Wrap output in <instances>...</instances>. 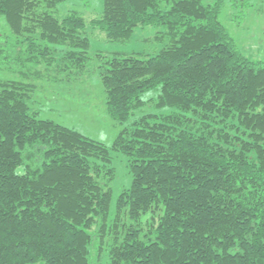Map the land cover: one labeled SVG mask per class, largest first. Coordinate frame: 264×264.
<instances>
[{
  "label": "trees",
  "instance_id": "trees-1",
  "mask_svg": "<svg viewBox=\"0 0 264 264\" xmlns=\"http://www.w3.org/2000/svg\"><path fill=\"white\" fill-rule=\"evenodd\" d=\"M62 1L0 0V67L27 78L0 80V264H264V60L239 50L226 0H103L90 20ZM148 24L157 54H91L90 26L125 42ZM95 57L124 124L112 147L30 105L33 79L72 81ZM112 149L132 182L111 217Z\"/></svg>",
  "mask_w": 264,
  "mask_h": 264
},
{
  "label": "rangeland",
  "instance_id": "rangeland-1",
  "mask_svg": "<svg viewBox=\"0 0 264 264\" xmlns=\"http://www.w3.org/2000/svg\"><path fill=\"white\" fill-rule=\"evenodd\" d=\"M211 2L214 0H206ZM238 1V0H237ZM236 0H226L221 20L234 37L240 51L253 59L264 60V0H252V5L235 6ZM76 9L83 13L87 20L98 17L103 11V0H64L59 4L61 15ZM243 12V14H242ZM160 28L155 25H138L129 41H112L97 28L89 27L91 34V54L105 52L108 54L138 53L143 57L157 54L164 46V41L157 38ZM10 27L4 15H0V33L8 35ZM65 48V46H60ZM61 53H57V58ZM34 65H38L34 63ZM89 72L72 81L55 80L45 77L33 79L37 83L34 98L30 103L32 109H38L40 117L52 118L59 123L73 127L94 139L112 147L114 140L123 125L109 116L106 109V92L102 84L98 59H92ZM39 68L45 66H38ZM27 80L20 71L0 67V80ZM159 88L149 90L145 98L148 103L135 111V116L155 111L153 98ZM174 108H164L170 112ZM134 118L126 122L127 124ZM116 170V179L112 183L111 217L116 211L120 193L132 182L128 165V156L112 149V164Z\"/></svg>",
  "mask_w": 264,
  "mask_h": 264
}]
</instances>
